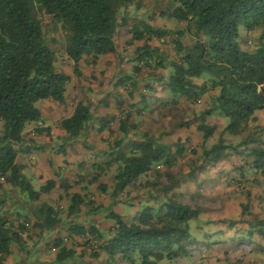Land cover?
Returning a JSON list of instances; mask_svg holds the SVG:
<instances>
[{"label":"trees","instance_id":"trees-1","mask_svg":"<svg viewBox=\"0 0 264 264\" xmlns=\"http://www.w3.org/2000/svg\"><path fill=\"white\" fill-rule=\"evenodd\" d=\"M145 0H0V179L22 198L24 212L18 213L26 224L34 221L33 231L40 240L49 238L60 226L67 224L70 235H88L102 240L100 250L109 261L115 264L116 256H121L130 264H158L164 259L170 263L184 256L188 245L193 241L190 222L199 218L203 209L190 207L172 199L160 202L156 207L146 206L139 211L133 221L125 222L122 217L109 211L106 218L112 221L108 234L98 231L94 225L87 229L76 222L85 205L86 196L80 191L67 193L70 184L64 179L59 182L47 180L38 189L24 174L25 165L16 162L23 149L25 129L31 124H39L41 111L38 101L50 100L64 104L67 84L70 77L55 68L56 54L49 47L45 37L42 16H47L52 26H60L65 33L64 50L73 63V74L80 76L79 64L90 58L95 64L101 57L117 53L116 35L124 19L120 11L130 6L139 7ZM162 16L186 22L193 26L195 40L184 45L183 30L173 34L175 56L168 62L170 73L163 84L171 95V102L184 98L196 103L203 96L215 92L211 109L204 114L218 113L228 121L221 136H242L251 123L256 121L255 113L264 110V46L253 52L245 51L240 44V28L251 32L260 31L264 41V0H171L169 10ZM131 42H144L145 39H163L170 31L153 28L142 22L130 29ZM134 73L139 71L138 63L164 69L165 60L158 49L143 44L136 50ZM121 79L114 86H122ZM201 80V83H196ZM135 87V82H130ZM92 120L89 104L77 103L72 114L59 121L58 127L66 134L68 141L83 138L87 124ZM110 121L99 119L97 131L102 133ZM125 122L120 129L123 137L116 141L117 149L111 153L107 167L116 165L113 176L112 194L117 196L132 186L145 174H158L156 166L165 164L171 168L175 158L167 147L148 140L133 139L128 142ZM49 129H37L42 135ZM202 135V156L206 164L214 166L227 158V150H235L232 145L218 142L209 148L206 141L216 132V126L202 120L196 127ZM246 137L239 146L249 145ZM126 147L127 151L122 150ZM63 151V150H62ZM29 152V151H28ZM183 152L182 148L177 154ZM254 170L264 175V147L262 144L248 150ZM102 169V164L96 165ZM60 188L66 193L68 205L65 218L61 212L47 202H39L42 195ZM104 189V187H102ZM4 200H0V264L11 254V245L21 243V234L26 226L19 223L16 231L9 230L3 211ZM90 211L95 209L90 208ZM74 221V222H73ZM73 222V223H72ZM264 226V220L261 222ZM261 232V231H260ZM54 248L58 249L56 264H67L74 251L65 247L62 239H57ZM94 257L97 254H93ZM223 264H246L241 260H226Z\"/></svg>","mask_w":264,"mask_h":264},{"label":"rangeland","instance_id":"rangeland-1","mask_svg":"<svg viewBox=\"0 0 264 264\" xmlns=\"http://www.w3.org/2000/svg\"><path fill=\"white\" fill-rule=\"evenodd\" d=\"M170 3L171 0H145L139 7L130 6L121 10L120 16L125 25L120 27L116 35L117 53L101 56L95 64H91L90 58H85L78 67L79 77L73 74V63L64 50V31L60 26H52L47 16H42L45 37L56 54L55 68L73 79V83L67 84L66 103L48 101L46 104L38 101L35 104L37 108L47 111L51 124L48 128L43 127V124H31L25 129L23 144L30 141V147L26 146L30 152H21L18 160L23 159V162L29 164V173L35 169L36 172L41 171L43 177L57 178V182L60 181L58 179H64L71 185L67 193L80 191L87 197L86 201H92V205L82 207L76 219L87 229L92 224L99 232L108 234L113 224L106 218L109 211L119 214L125 222H131L144 207H156L160 202L172 199L192 208L214 211L213 218L219 214L227 217V220L217 223L225 222V227L217 226L213 229L219 233L231 228L241 234L238 239L250 241L246 248L234 252L232 244H229L231 248L226 249L220 246V242L211 246L203 243L201 246L193 240L184 256L174 259L172 263L164 259L158 264H223L226 260L239 259L246 264H261L255 259V234L264 229L260 225L264 220V175L253 169L248 150L259 144L264 147V110L255 113L256 121L250 124L242 136H221L228 121L215 111H212V115L204 114L211 109L215 92L206 94L196 103L184 98L171 102V95L164 90L163 84L170 73L168 62L175 56L172 33L183 30L184 45H191L195 36L193 26L189 23L162 16L164 11L169 10ZM142 22L153 28L166 29L170 34L163 39L131 42L130 29L135 25L140 26ZM143 44L158 49L165 60L164 69L156 68L154 63L149 67L138 63L139 71L133 72L137 64L134 62L136 50ZM240 44L243 50L253 52L264 46V41L260 40L259 30L248 32L241 27ZM113 59L116 63L114 69L111 67ZM128 77L130 80L125 85L114 86L117 81ZM131 81L136 83L135 87L131 86ZM196 83L200 84L201 80ZM79 102L90 105L92 120L87 124L83 138L62 144L57 124L69 115L68 107L71 110ZM102 117H106L110 123L105 131L99 133L97 129ZM202 120L216 126V132L205 143L206 148L216 144L220 137L224 143L236 148L228 149L227 158L214 166L205 165L203 161L202 135L196 130ZM121 122H125L124 126L128 130L126 142L147 136L148 140L167 147L175 161L171 168L165 164L157 165L155 170L158 174H145L124 192L114 196L113 176L117 166L107 167L105 163L117 149L115 142L123 137ZM37 129L49 130L48 133L38 135ZM246 137L249 145L239 146ZM35 142L39 143V147H31ZM179 148L183 150L181 154H177ZM126 149L123 147L122 150ZM61 157L65 160H60ZM99 164L103 166L101 170L96 167ZM30 180L33 187L38 188V180ZM66 192L55 188L32 205L47 202L60 211L62 219L66 221ZM0 200H4L2 208L4 213H8L5 217L9 224L12 223L9 230L16 231L20 222L26 226V231L21 234V243L11 245V254L4 261L6 264H37L45 259L46 263L51 261L53 264L58 249H52L57 239H62L65 247L73 249L75 253L68 264H106L109 261L108 256L99 248L104 239L96 241L91 235H70L67 224L60 226L49 238L43 237L45 240L41 242L38 232L31 228L34 221L31 213L29 224L12 215V207L9 205L22 207L25 204L2 179ZM90 208L95 211H90ZM234 237L232 233L224 239L231 241L236 239ZM36 250L38 255L35 254ZM114 263L130 264L121 256H116Z\"/></svg>","mask_w":264,"mask_h":264},{"label":"crops","instance_id":"crops-1","mask_svg":"<svg viewBox=\"0 0 264 264\" xmlns=\"http://www.w3.org/2000/svg\"><path fill=\"white\" fill-rule=\"evenodd\" d=\"M111 67H113L112 69H114L116 67V63H115L114 59H113ZM72 83H73V79H70L69 84H72ZM48 101H50V100H43V103L48 104L47 103ZM54 103H56V102H54ZM65 103H66V99H65ZM68 108H69V115L67 117H69L72 114V112H73V110L75 108V105L73 107H71V110H70V107H68ZM39 109L41 111V116H42V120L40 121L39 124H43V127L48 128L50 126V124H51L49 122L51 120V118L49 120V116L47 115V111L45 109H43L41 107ZM57 127H58V124H57ZM58 130L60 132V135L62 136L61 143L62 144L70 143V141H68V139H67L66 134L59 127H58ZM29 143H30V141H29ZM29 143L23 144L25 146V147H23L24 150L28 149V148H26V146L30 147ZM31 147H35V148L39 147V143L38 142L32 143ZM28 151L29 150H25L23 153H28ZM18 156H17L16 162L18 164L25 165L24 174L29 179L32 178V179H37L38 180V188L41 185H43L47 180H55V181L57 180V178H55V177H50V176L48 178L47 177H43V175L41 174V171H37L36 172L35 169H32L31 173H29L28 172V169L30 167L29 164L27 165L25 162H23V159L21 161H19L18 160ZM60 160H65V159H64V157H61ZM61 170L65 171L64 168H62ZM58 180H60V179H58ZM38 188H36V189H38ZM9 206L12 207L11 208L12 215H14L15 217H18V213L21 212L24 209L23 205H22V207L20 205H16V206L15 205H9ZM51 206H53V205H51ZM212 213H214V211L204 210L202 212V214L199 216V218H197L196 220L190 222V232H191V236H192L193 240H195V242H198L199 245H201V246H203L202 245L203 243L209 244L211 246L215 242H220L221 243L220 246H223L226 249L227 248H231L229 244H232V245H234L232 247L233 248L232 251H234V252H238L237 249L242 250V249H244V248H246L248 246L250 241H248V239H242V238L238 239V236L241 235V234L235 233L234 229L230 230L231 228H227V229H225L222 232H219V233L216 232L215 229H213L214 227H217V226L225 227V225H227L225 222L217 224L218 221L227 220V217H224V216L219 214L218 216L213 218ZM239 228H241V227H239ZM220 230H222V229H220ZM236 230H240V229H236ZM242 232H244V229H242ZM232 233H233V236H235L234 238H236V239H231V241H229L227 238L224 239L225 236H227L229 234H232ZM255 237H256L255 241L257 242L256 243L257 245L255 247V250H256V258L255 259L257 261H259L261 264H264V229L261 232L258 231V233L255 234ZM38 239H40L39 235H38ZM44 240H45V238H44ZM44 240H42V241H44ZM38 250H39V248H38ZM38 250L35 251L36 255L39 254V253H37ZM52 250L56 251V248H53ZM7 260L8 259H6V261ZM45 261H46V259H45ZM45 261H42V262L37 263V264H52L51 261H48V263H46ZM4 264H6V262H4ZM53 264H56L55 261H54Z\"/></svg>","mask_w":264,"mask_h":264}]
</instances>
